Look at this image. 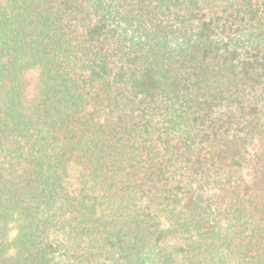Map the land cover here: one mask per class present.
<instances>
[{
  "label": "trees",
  "instance_id": "1",
  "mask_svg": "<svg viewBox=\"0 0 264 264\" xmlns=\"http://www.w3.org/2000/svg\"><path fill=\"white\" fill-rule=\"evenodd\" d=\"M0 264H264V0H0Z\"/></svg>",
  "mask_w": 264,
  "mask_h": 264
},
{
  "label": "rangeland",
  "instance_id": "2",
  "mask_svg": "<svg viewBox=\"0 0 264 264\" xmlns=\"http://www.w3.org/2000/svg\"><path fill=\"white\" fill-rule=\"evenodd\" d=\"M73 181V180H72Z\"/></svg>",
  "mask_w": 264,
  "mask_h": 264
}]
</instances>
